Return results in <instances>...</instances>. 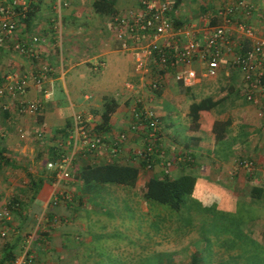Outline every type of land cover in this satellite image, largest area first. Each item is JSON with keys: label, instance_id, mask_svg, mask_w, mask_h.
<instances>
[{"label": "crops", "instance_id": "0c3cea01", "mask_svg": "<svg viewBox=\"0 0 264 264\" xmlns=\"http://www.w3.org/2000/svg\"><path fill=\"white\" fill-rule=\"evenodd\" d=\"M60 1L67 5L57 12L53 9L56 0H25L28 16L20 22L12 36L0 43V79L5 75L26 74L28 86L21 100L42 99V107L35 113H20L16 98L4 96L0 99V154L6 158V161H0V208L9 213L7 219L0 220V260L7 251H11L14 259L24 253L31 256L33 264H110L112 253L114 264H129V260L134 258L142 262L145 257L144 240L136 244L135 250L129 249L131 242L126 234L124 237L127 239L114 246L112 233L105 231V223H96L97 218L87 214L90 209L88 200L93 193L80 191L73 178L76 168L84 164L112 160L136 166L132 152L142 145L143 135L141 132L134 134L126 131L133 108V92H129L126 85L139 86L131 55L120 50L112 25L115 13L131 5V1L115 0V11L111 14L95 12L92 0ZM31 36L37 37L34 46L36 58H29L13 48L15 43L28 42ZM41 66L46 70L45 81L42 86H36L31 76ZM216 87L207 85L202 90L211 96ZM43 89L50 90L47 98L42 97ZM81 89L90 90V95H79ZM142 90L141 95L145 96L146 92ZM186 92L189 90L170 82L163 91L155 94L152 101L159 123L156 141L159 149L163 150L164 156H173V159L179 154L192 157L185 163L177 159L173 161L168 174L175 176L184 170H193L195 183L190 198L194 201L206 203L208 193L220 191H227L233 195L232 198L241 199L240 195L250 181L261 188L263 197V171L256 170L257 173L248 177L240 175L244 169L237 167L233 160L239 153L255 157L256 165L264 170V118L258 119L253 114L251 120L245 119L257 107L248 104L229 110L220 101L210 109V113L213 119H228L229 125L224 137L214 141L200 131L190 130L187 106L183 109L173 104V100L177 101ZM136 93L140 91L136 89ZM62 94L65 96L62 97ZM105 100H111L114 108L107 123L102 125L104 141H115L123 131L127 137L120 152L115 155L105 148L87 155L82 148L72 145L73 118L91 116V125H100ZM68 153H72L70 178L56 184L45 164ZM154 164L151 171L139 168L142 181L152 175L162 176L160 161L155 160ZM60 192L70 194V203H53V197ZM245 194L251 202L261 198H251L249 190ZM98 195L101 196L98 205L102 207V201L108 195L105 192ZM84 200L85 204L82 203ZM141 200L144 203L143 198ZM192 214L191 211L188 219L191 221L183 225L191 237L190 242H184L185 245L197 244L193 243L197 238L192 240L194 236H199L195 231L202 224L200 214ZM90 218L92 221L88 220ZM119 228L123 230V226ZM99 230L106 232L103 236L110 237L97 236ZM238 235L240 238L246 236L244 233ZM96 241L111 245L106 250L111 252L109 260L101 255L100 248L93 247ZM221 242L218 244L222 248L216 251L217 261L225 260L227 251ZM227 252L233 255L230 258H238L240 250L234 248ZM6 263L7 260L2 264Z\"/></svg>", "mask_w": 264, "mask_h": 264}, {"label": "built area", "instance_id": "2783aa9c", "mask_svg": "<svg viewBox=\"0 0 264 264\" xmlns=\"http://www.w3.org/2000/svg\"><path fill=\"white\" fill-rule=\"evenodd\" d=\"M130 1L131 5L115 13L112 25L120 50L130 52L139 86L126 85L134 94L131 121L126 131L143 135L142 145L133 150L132 156L134 162L142 160L149 168L151 157H159L163 152L156 143L159 123L152 101L168 83L175 82L190 89L203 80L215 79L220 72L227 76L233 69L239 75L245 100L254 107H260L264 102V0H213V8L190 16L177 13L174 0ZM66 5V2L56 0L53 9L58 12ZM27 11L25 0H0V43L16 32ZM36 42L37 37L31 36L28 42L15 43L13 48L29 58H36ZM45 71L41 66L31 76L36 86L43 85ZM28 80L26 74L5 75L0 80V99L4 96L16 98L20 113H35L42 107V99L21 100ZM141 90L146 92L145 96L141 95ZM41 92L43 98L50 94L47 89ZM262 113L263 109L257 108V117H262ZM73 121L72 145L82 148L87 155L100 148L115 155L127 137L123 131L115 141L106 143L104 136L94 131L91 116L74 117ZM71 160L72 153H68L45 164V168L52 171L56 184L69 180ZM171 160L163 158L160 161L164 173L170 169ZM235 163L244 170L256 167L254 161L247 158H237ZM58 195L60 199L54 196V202L65 203L71 199L68 192ZM8 217V211L0 208V220ZM12 264L33 262L31 256L24 253Z\"/></svg>", "mask_w": 264, "mask_h": 264}, {"label": "rangeland", "instance_id": "374dc122", "mask_svg": "<svg viewBox=\"0 0 264 264\" xmlns=\"http://www.w3.org/2000/svg\"><path fill=\"white\" fill-rule=\"evenodd\" d=\"M214 6L215 2L213 0H180L176 7H174V10L184 16H190L191 14H196L198 11L211 9ZM64 27L66 26L64 25ZM111 33H113V29H111ZM127 53L128 55L130 54V52ZM228 72H230L228 73L229 77L223 75V77H219L216 80L206 79L201 81L195 87L188 89L189 92L183 94V97L180 96L177 101L173 100V104L184 109L189 101H191L192 96L195 100L207 96V93L202 89L208 85L210 88L217 86L214 89L215 92L210 93V95L221 100L223 107L231 110L248 105L238 93L240 86L239 75L234 71ZM226 81H229L226 84H230V89L225 85ZM89 93L90 90L81 89L79 95ZM64 96L62 94V97ZM132 96H134L133 93ZM255 112L254 108L253 112L249 113V117L248 115L245 116V119L248 120L250 118L251 120ZM255 117L258 118L256 115ZM211 119H213V115L209 111L199 121L204 123ZM250 157L239 153L236 154L233 160L235 163L237 158H248L252 159L256 165L257 159ZM260 169L261 167L256 165L253 169L242 171L240 175L248 177V175L257 173L256 170L258 172L263 171L264 173L263 167L262 170ZM191 171L193 170H186L187 173H191ZM249 183L248 185L246 184L245 190L242 191L240 195L241 199L232 198L233 195L227 191L208 193L206 195V203H203L201 200L194 201L192 198L185 199V208H189L187 211L200 214L202 224L195 231L199 236H194L192 240L195 241L197 238V241L193 242L197 243L196 245H185L184 243L190 242L191 237L187 235L188 232L184 230L183 225H186L191 220L182 217L178 218L168 209L161 208L164 205L157 202H147L144 200L143 203L137 195V188L128 189L109 185L96 187L94 189L96 196L89 197L88 205H90V209L87 210V214L93 218L96 217V223H105V229H107L105 231L112 233L111 238L114 240V246H118L121 240L124 242L128 238L129 242H131L128 248L135 250L136 244L144 240L145 257L142 258V262L134 258L133 260H129V264H155L160 261L165 263L168 259L178 264H186L189 261L190 255L197 250L201 253V264H264V196L258 201H248V195L245 194V191L250 190V186L255 184L253 181ZM103 192L107 193L108 197L106 196L107 198L103 199L101 207L98 205L101 199V196L98 194H102ZM82 203L85 204V200ZM141 205L144 206L140 207ZM84 207L86 206L84 205ZM85 218L87 219V217ZM88 220L92 221V218ZM120 226H123V230L119 228ZM248 226L252 227L245 230ZM261 232L262 234H260ZM105 233L104 230H99L97 236L109 238L110 235L103 236ZM239 233H244L246 236L243 237L242 235V238H240ZM126 234H128L127 238L124 237ZM211 235L212 237L209 238ZM259 237L261 238L259 239ZM218 242L225 245L227 251L234 248L239 249L238 258H230L233 255H228L226 251L224 255L225 260L217 261L216 257L218 255H216V251L222 248ZM101 243L96 241L93 247L96 249L100 248L102 251L101 255L106 258L108 257L109 260L111 252L110 250H106L107 248H111V245L106 244L104 241ZM111 259L112 263L110 262V264H114V253H112Z\"/></svg>", "mask_w": 264, "mask_h": 264}, {"label": "trees", "instance_id": "16d2710c", "mask_svg": "<svg viewBox=\"0 0 264 264\" xmlns=\"http://www.w3.org/2000/svg\"><path fill=\"white\" fill-rule=\"evenodd\" d=\"M114 2L115 0H92V9L95 12H98L100 14H111L115 11L113 9ZM179 2L180 0H174L173 7H176V5ZM27 16H28V12H27ZM229 71L233 72L234 70L230 69ZM219 77H223L222 72H220L214 80L218 79ZM228 82L229 81H226L225 85L227 86V88L230 89V84H226ZM184 89H189V88H184ZM238 91H239L238 92L239 96H241L242 99L247 104H249V102L245 100L243 96L244 89L242 88L241 82H240ZM220 101L221 100L219 99H216V100L212 99L211 96L201 97L197 101H195V99H193L192 97V101L187 105V117L189 118V129L193 131H201L203 134L212 138L214 141L221 140L224 137L226 127L229 125L228 119H225V120L211 119L204 123H201L199 121L200 118H203V116H205L207 112L210 111V109H212L217 104H219ZM259 106L260 107H257V106L256 107L262 108V109L264 108V105H262V103ZM113 108L114 107H113L111 100L104 101L103 109L100 114V119H101L100 125L101 126L93 125V129L96 133L98 134L103 133L104 128L102 125H105L107 123L109 119V115L113 111ZM257 108H255V111H257ZM262 114L263 116L258 117L259 119L264 118V111ZM255 115H256V112H255ZM4 158L5 157L2 154H0V161H3V162L6 161L5 160L6 158L5 159ZM163 158L165 159L172 158L173 161H176V159H178L180 163H185V162H189L192 160L191 159L192 157L188 156L187 154H185V156H183L182 154L181 155L179 154L177 155V157L175 156V158L173 159V156L166 157L164 156V152H162V154L159 157H154V156L151 157V159L148 161L150 163L149 168L145 164L147 162H144L142 160L138 162H134L136 163V166H133L130 164H122V163L114 162L112 160L111 162L84 164V165L77 167L75 172L73 173L74 183L78 186L80 191L82 190L84 192L90 191V193H93L92 194L93 197L96 196V194H94L95 193L94 189L96 185L107 184V185L120 186V187H124L128 189L137 188L138 195L140 198H143V200L147 202H150V201L157 202L161 205H164L161 208L168 209L172 214H174L178 218L182 217V218L189 219L191 212L187 211L189 208L187 207L185 208V199L190 198V195L194 188L195 175L192 172L187 173L186 170H184L180 172L179 174L172 176L168 174L169 170L166 173H164L163 169L161 168L162 176L152 175L144 181L140 179V175L138 173L139 168L142 171H151L155 165L154 164L155 160L162 161ZM172 160L171 162L173 165ZM51 174H52V171H51ZM32 185H33L32 187H34V184ZM55 196L56 198H58V200L61 197L58 194H56ZM249 196L254 199H259L261 197V188L255 185H251L250 190H249ZM70 201L71 199L66 201L65 204L70 203ZM79 201H80V198H79ZM53 203H56V202H54L53 200ZM182 206H183V209H182ZM192 216H195V214L193 213ZM10 252L11 251H7L3 259L0 260V264H2L5 260H7L8 262L6 264L13 263L14 257L11 256ZM158 264H178V263H175V261L168 259L165 263L160 261L158 262ZM186 264H201V253L199 252V250L193 252L190 255L189 261Z\"/></svg>", "mask_w": 264, "mask_h": 264}]
</instances>
